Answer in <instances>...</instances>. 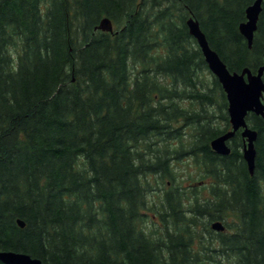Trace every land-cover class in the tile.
I'll return each mask as SVG.
<instances>
[{"label": "trees", "instance_id": "obj_1", "mask_svg": "<svg viewBox=\"0 0 264 264\" xmlns=\"http://www.w3.org/2000/svg\"><path fill=\"white\" fill-rule=\"evenodd\" d=\"M254 1L0 0V251L44 264H223L206 251L264 264V119L247 117L253 176L241 133L228 156L212 150L231 128L227 96L186 24L199 22L229 71L256 72L264 4L251 49L239 31ZM105 17L113 33L96 30ZM187 160L210 180L204 201L177 184ZM167 180L157 238L149 197ZM229 214L235 231L210 250L192 227Z\"/></svg>", "mask_w": 264, "mask_h": 264}, {"label": "water", "instance_id": "obj_2", "mask_svg": "<svg viewBox=\"0 0 264 264\" xmlns=\"http://www.w3.org/2000/svg\"><path fill=\"white\" fill-rule=\"evenodd\" d=\"M263 4L264 0H255L252 5L247 7L246 21L239 26V31L246 39L249 49L253 47ZM186 24L190 35L200 48L210 72L217 78L227 96L231 130L213 139L210 144L211 148L219 155L228 156L231 153L229 142L238 132L241 133L244 141L243 158L250 175L253 176L256 160L255 143L258 133L250 127L247 117L254 114L264 119V61L256 72L249 68H245L241 73L231 72L219 55L211 49L199 22L191 16ZM96 30L113 33L114 26L112 21L105 17ZM18 225L25 226L21 220L18 221ZM211 229L220 233L225 231V226L217 221L212 223ZM0 262L2 264H44L41 260L27 254L11 251H0Z\"/></svg>", "mask_w": 264, "mask_h": 264}, {"label": "rangeland", "instance_id": "obj_3", "mask_svg": "<svg viewBox=\"0 0 264 264\" xmlns=\"http://www.w3.org/2000/svg\"><path fill=\"white\" fill-rule=\"evenodd\" d=\"M231 129V128H230ZM177 165V164H176ZM175 165V166H176ZM177 184L184 186V187H190V186H195L197 187L198 196L200 201H204L209 196V193L207 192V189L209 187L208 182L210 181L209 179H205V177L200 175L198 173V170L196 167L191 163L190 160L180 162L178 164V169H177ZM173 186L171 185L170 181H166L165 185L160 184V183H154L153 188L154 191L150 194L149 197V216L146 219V227H148L149 230L152 231V233L155 235V237H159L163 230H165V224L161 222L160 220V214H163L165 212V206L163 204L164 199L163 196L166 191L171 189ZM204 187H206V192L204 191ZM190 189L186 190V195H185V207L184 208V214L187 216V218H191V205L194 203L196 196L191 194ZM205 192V193H204ZM204 221L202 222L199 221V226H194L192 229L194 231H197V234L201 236V241L205 246H209L212 250L215 248L218 244L212 243L215 237H217V234L224 233L225 235H230L235 231L234 228V222L236 221V217L234 215H226L223 219L217 220L220 221L224 226H225V231L224 232H217L211 229V225L214 222L217 221H212L209 222L208 225L206 222H208L207 219H203ZM152 222H155L152 224ZM207 229L209 233L207 232ZM197 245H196V250L197 251H202V249L198 246L199 245V240H196ZM206 253L211 254L215 256V260L219 261L221 260L223 264H230L232 263V259L229 258V260L226 261L225 257H216L215 252H209L206 251ZM221 258V259H220Z\"/></svg>", "mask_w": 264, "mask_h": 264}]
</instances>
